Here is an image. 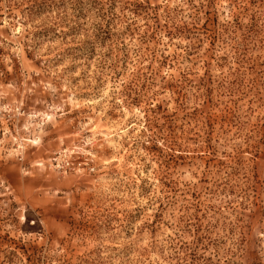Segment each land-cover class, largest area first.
Masks as SVG:
<instances>
[{
  "label": "rangeland",
  "instance_id": "1",
  "mask_svg": "<svg viewBox=\"0 0 264 264\" xmlns=\"http://www.w3.org/2000/svg\"><path fill=\"white\" fill-rule=\"evenodd\" d=\"M0 264H264V0H0Z\"/></svg>",
  "mask_w": 264,
  "mask_h": 264
}]
</instances>
